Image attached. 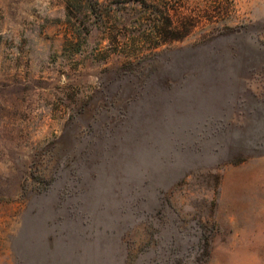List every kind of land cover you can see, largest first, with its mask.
Masks as SVG:
<instances>
[{
  "label": "rangeland",
  "instance_id": "obj_1",
  "mask_svg": "<svg viewBox=\"0 0 264 264\" xmlns=\"http://www.w3.org/2000/svg\"><path fill=\"white\" fill-rule=\"evenodd\" d=\"M68 1L0 0V264H264V0Z\"/></svg>",
  "mask_w": 264,
  "mask_h": 264
},
{
  "label": "trees",
  "instance_id": "obj_2",
  "mask_svg": "<svg viewBox=\"0 0 264 264\" xmlns=\"http://www.w3.org/2000/svg\"><path fill=\"white\" fill-rule=\"evenodd\" d=\"M139 2L145 7L147 13L153 15L154 18H156L155 24L157 25V28L155 33L157 42L150 45L160 46L172 41H181L186 37L187 32H185V29H187L189 25L187 26V22H185V24L181 22V26L175 25V21L172 18L168 7H165V0H157L155 3H153L152 0H139ZM148 4H150V6H148ZM83 5H85L88 11L93 15H97L98 11L100 12V4L95 0H69L68 17L71 19L77 18V15H79V8H81ZM101 17L102 22H104L106 16H104L102 12ZM85 33L88 34V30ZM112 33L114 36L109 38V40L114 42L113 45L116 47V49H119L121 47L119 42L120 36L115 34L114 30L113 32H108L109 35Z\"/></svg>",
  "mask_w": 264,
  "mask_h": 264
}]
</instances>
